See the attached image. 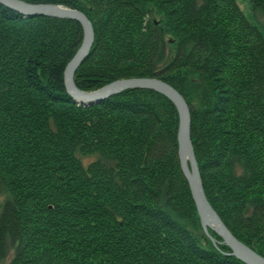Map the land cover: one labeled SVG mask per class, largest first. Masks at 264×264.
Returning <instances> with one entry per match:
<instances>
[{
  "label": "trees",
  "instance_id": "1",
  "mask_svg": "<svg viewBox=\"0 0 264 264\" xmlns=\"http://www.w3.org/2000/svg\"><path fill=\"white\" fill-rule=\"evenodd\" d=\"M22 1L91 20L79 90L157 77L185 97L208 201L264 256V33L237 0ZM252 3L264 13V0ZM83 38L79 21L0 4V264L12 251L8 264H245L204 233L169 98L135 89L92 107L72 100L65 68Z\"/></svg>",
  "mask_w": 264,
  "mask_h": 264
},
{
  "label": "water",
  "instance_id": "2",
  "mask_svg": "<svg viewBox=\"0 0 264 264\" xmlns=\"http://www.w3.org/2000/svg\"><path fill=\"white\" fill-rule=\"evenodd\" d=\"M0 4L28 17L48 16L55 19L79 21L81 23L84 36L82 44L78 52L65 68L66 71L64 74L66 91H68L72 100L79 106L92 107V105H99L104 100L114 95L123 93L126 90L135 89L151 90L169 98L173 102L175 108H177L180 118L178 128V155L179 162H181V171L184 173L190 185L193 201L196 204L205 235L208 236L216 247L218 245V240L210 234V230L216 235L221 236L223 238V242L221 243L231 248V253L227 254L228 256L233 255L245 264H264V256H260L252 247L238 240L208 201L202 182L201 172L199 171L198 161L196 160V152L191 140V108L188 106L185 97H183L179 91L169 83L157 77L124 78L113 81V83L107 84L92 92L79 90L75 84L74 77L77 71L80 70V66L90 54L96 38L94 25H92L89 17L78 9L74 10L56 4H30L22 0H0Z\"/></svg>",
  "mask_w": 264,
  "mask_h": 264
},
{
  "label": "rangeland",
  "instance_id": "3",
  "mask_svg": "<svg viewBox=\"0 0 264 264\" xmlns=\"http://www.w3.org/2000/svg\"><path fill=\"white\" fill-rule=\"evenodd\" d=\"M237 4H238L239 8H241L242 11L244 12L245 17L248 18L250 22L254 23L258 28H260V30L263 31V33H264V13H263V11L255 9L253 7L252 0H237ZM151 19H153V21L155 20V22L160 23V25L162 27L165 25L163 16L157 11L153 10L152 15H151ZM169 41H171V40H169ZM201 87H202V85H201ZM201 87L199 89H201ZM199 93H200V91L196 89V91L193 92L192 98H191L192 105L196 108H201L200 107ZM198 233H199V236L201 237L203 243L206 244L203 232L199 231ZM202 234H203V236H202ZM12 258H13V251L9 254V257L2 262V264H8L9 262H11Z\"/></svg>",
  "mask_w": 264,
  "mask_h": 264
}]
</instances>
